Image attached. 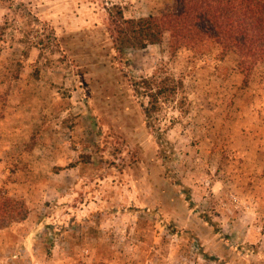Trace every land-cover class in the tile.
<instances>
[{"label": "rangeland", "instance_id": "obj_1", "mask_svg": "<svg viewBox=\"0 0 264 264\" xmlns=\"http://www.w3.org/2000/svg\"><path fill=\"white\" fill-rule=\"evenodd\" d=\"M126 18L176 0H0V191L26 219L0 264H264V63L162 43L119 57ZM183 81L147 117L133 81Z\"/></svg>", "mask_w": 264, "mask_h": 264}, {"label": "trees", "instance_id": "obj_2", "mask_svg": "<svg viewBox=\"0 0 264 264\" xmlns=\"http://www.w3.org/2000/svg\"><path fill=\"white\" fill-rule=\"evenodd\" d=\"M176 10L161 15L126 18L121 6L107 8L108 32L119 57L129 49H145L160 44L170 33L173 49L197 50L208 43L224 54L235 53L239 68L248 77L255 66L264 63V0H176ZM134 92L149 103H142L147 117L160 106L162 97L175 96L183 81L157 75L134 80ZM28 216L23 200L0 191V229Z\"/></svg>", "mask_w": 264, "mask_h": 264}]
</instances>
